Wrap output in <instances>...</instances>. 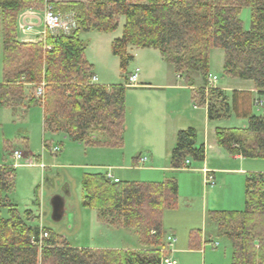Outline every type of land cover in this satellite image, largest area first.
Segmentation results:
<instances>
[{
    "label": "trees",
    "instance_id": "trees-1",
    "mask_svg": "<svg viewBox=\"0 0 264 264\" xmlns=\"http://www.w3.org/2000/svg\"><path fill=\"white\" fill-rule=\"evenodd\" d=\"M43 4L44 0H0V107L16 114L40 105L26 93L25 84L46 83V133H64L87 147H123L127 86L92 84L93 66L85 58L87 44L81 40L83 32H115L122 18L123 34L113 41L112 53L119 58L123 73L133 60L128 46L153 48L187 86L194 87L195 74L205 82L208 79L211 50L221 49L225 76L251 81L264 94V0L50 3L56 11L74 12L76 29L71 34L49 33L44 43L19 41V14ZM245 8L251 10L249 30L241 19ZM193 99L198 107L207 108L211 121L231 114L225 94L218 89L207 92L195 88ZM216 138L230 155L264 159V114L250 116L246 128L218 129ZM190 159L199 163L206 159L205 146H197L193 128L178 133L171 167L183 169ZM15 171L13 166H0V264H162L163 214L177 208L176 179L116 183L105 174L83 176V206L96 210L99 220L110 228L137 231L145 249H78L46 228L49 238L39 250L33 244L40 237V229L30 224L32 212L21 213L7 196L15 188ZM245 189L243 211H212L209 217L232 246V264H263L264 174L250 175ZM4 209L7 218L2 215ZM255 242H259V250Z\"/></svg>",
    "mask_w": 264,
    "mask_h": 264
},
{
    "label": "rangeland",
    "instance_id": "rangeland-1",
    "mask_svg": "<svg viewBox=\"0 0 264 264\" xmlns=\"http://www.w3.org/2000/svg\"><path fill=\"white\" fill-rule=\"evenodd\" d=\"M63 13L74 14V12ZM241 19L244 23V28L249 30L251 27L250 8L243 9ZM124 24L125 18H122L118 29L111 34L96 31L83 32L81 34V38L87 44L85 58L93 66V73L98 76L99 82L110 81L116 85L124 84L127 82L125 77H128L130 73L135 72L137 68L140 69V76H142L143 79H151L154 83H158V76L160 77L162 75L164 69L167 70L166 73L172 74V66L165 62L163 63L160 52L153 48H140V51H138L141 52L140 55L130 61L126 68V73H123L120 67V60L112 53V41L122 36ZM17 34L18 40L21 41L19 39V33ZM223 64V50L212 49L210 52L209 72L218 76V83L222 84L231 79L236 81V85L244 86V81L225 76ZM101 75L102 77L106 76L108 80H102ZM183 81L182 84L187 86L185 80ZM41 86L44 88V95L39 98L36 96V91ZM25 87L26 93L31 99L39 101L40 105L32 106L27 110L21 109L17 111L16 116L12 109L0 107V164L8 163L10 166H13L15 163L10 154L14 149H21L26 152L29 151L31 153L30 157L32 156L35 160L42 162L44 168L42 170L39 167L16 166L14 176L15 188L13 192H11L10 198L19 204V210L21 212H24L27 207L34 208V200L36 198L38 203L35 206L38 207V205L43 204L42 220L44 225L63 238L66 236L68 243L73 247L88 248L90 245H93V243L100 244L106 242L126 247H138L140 248L139 250L145 249L141 243L138 232L134 230L109 227L110 229L101 231L91 224L90 215L93 216V214L96 213V210L85 208L82 204V179L84 173L111 172L113 175H118L122 182L155 183V181L162 179L161 174H155L143 168L134 169L132 171H119L116 169V166L120 165L122 161H125L126 164H130L131 166H135L137 161L136 158L139 155H141L139 158H150L148 153L144 151L138 152L136 149L132 150L133 148L128 144L126 145L125 142L123 147L120 148L87 147L82 143L74 141H62L61 135L54 137L49 133L45 135L44 138L46 139L45 141L51 145V149L44 148L43 107L45 105L46 83L25 84ZM189 88H191L192 91H188L187 93L190 96H193V90L198 87L195 85L194 87ZM136 94L137 93L134 89L127 90L126 127L133 121ZM260 98L264 102V94L260 95ZM191 100L193 101V104H196L193 97H191ZM245 106V111L252 115L259 116L264 114V104L259 107L251 101V105L246 104ZM213 121L226 122L230 127L242 128L248 125L247 118L235 117L232 114H230L228 118ZM23 137L28 138L29 146H26L23 143ZM54 147H60L61 151L59 153H54ZM65 150L70 154L67 155L66 153L65 155ZM117 159H119V161H117ZM22 162H25V159L19 163L22 164ZM149 162L147 164H149ZM189 162V168L180 169L183 171L169 174L165 180H162V182H164L168 179H172V176H174L177 179L179 186L177 208L174 210H166L163 216L165 213L169 212L176 214L174 212L179 208H182L183 199L180 196L183 197L184 195L189 194L193 197H198V199H202L203 192L205 191V196H207L210 204L209 209H219L220 211L225 209L228 211H243L245 209V183L242 182V177L237 179V176H234L231 179L227 190L226 188H223L221 191L219 190L217 193H214L217 187H206L204 185L205 176L202 178L200 172L193 171V169L195 170L196 168H199L202 163L195 162L192 159H190ZM246 162L247 165L245 167L247 170H255L264 173V159H246ZM57 196L64 199L63 215L60 221H55L52 213V200ZM213 198L217 199L218 204L216 208H210ZM199 201L196 200L197 203L193 206L195 210L200 208ZM2 215L4 218L8 217L6 209L3 210ZM175 219L181 221V218ZM189 220L195 225H200L202 222L201 214H195V218ZM195 234L201 236L199 231H195ZM212 240L213 242L221 244V247L215 249L212 247L211 243L206 244V264L229 263L232 256V246L230 242L224 237L217 236H212ZM254 247L259 250V242H255ZM224 250H226L227 256L224 254ZM226 257L227 259H225ZM197 260L198 262L202 261L200 258Z\"/></svg>",
    "mask_w": 264,
    "mask_h": 264
},
{
    "label": "crops",
    "instance_id": "crops-1",
    "mask_svg": "<svg viewBox=\"0 0 264 264\" xmlns=\"http://www.w3.org/2000/svg\"><path fill=\"white\" fill-rule=\"evenodd\" d=\"M45 1L54 4H64L71 2H85L87 0ZM18 33L19 39L21 41L28 42L25 40V36H23L20 32ZM30 37L34 38V35H31ZM81 40L84 41L82 38ZM139 49L140 48L128 46L127 52L133 57V60L140 55L141 52H138L140 51ZM161 59L164 63L165 60L162 56ZM172 71V74H169L166 73L167 70L164 69L162 75L160 77L158 76V83H154L151 79H143L142 76H140V69L137 68L135 72L130 73L126 83L118 84L127 85L129 78L132 75H138L136 86L127 87V90L134 89L137 94L135 96V109L133 113V121L130 122L126 127L125 143L126 145L128 144L129 146H131L133 148L132 150L136 149L138 150V152L144 151L148 153L150 158L145 157L146 160L142 161L143 158H139L141 157V155H139L136 158L137 161L135 166H131L130 164H126L125 161H122L120 165L116 166V169L119 171H132L134 169L143 168L149 172L161 174L162 179H159V181H155V183H161L162 180H165L169 174H174L179 171H183L180 169H173L171 167L172 152L177 145L178 133L182 130L193 128L197 131L198 134L197 146L199 147L204 145L206 149L205 162L200 164L199 168H196L195 170L193 169V171L200 172L202 174V178L205 176L206 171L211 172L215 176L217 180L215 188H217H214V193H217L219 190L221 191L223 188H226L227 190L231 179L234 176H237V179H240V177H242V182L245 183L244 186H246V180L250 175L263 172L247 170L245 167L247 165L246 159L241 156H233L227 153L223 148L218 145L216 138V131L218 129H240V127H230L229 125H227L226 122L209 120L207 108H200L196 104H193V101L191 100V97L193 96H190L187 93L188 91H192V89L182 84V82H184L183 77L175 73L173 67ZM210 75L216 76L218 78L217 75L211 72H209V76ZM94 76L96 78V80L93 82L94 85L106 87L116 85L111 83L110 81L99 82L98 76L96 74H94ZM193 77L195 79V85L198 88H205L208 85V81L205 82L201 75L195 74ZM101 78L102 80H108L106 76L102 77L101 75ZM218 82L219 78L217 83L215 84V89H218L225 94L228 103L231 106V114L235 117H245L248 119L250 116H253L251 113L245 111V105H251V101H253L255 104V101L259 100L262 105L264 104V102L260 98V95L262 94L255 88L254 83L251 81H244V86L236 85V81L231 79L227 82H223L222 84ZM14 115L16 116L17 114L14 113ZM47 134L48 133L44 131L43 115V146L44 148L51 149V145H49L45 141L46 139L44 138ZM51 135L54 137H58L59 135H61L62 141H72L64 133ZM22 141L26 146H29L28 138L23 137ZM15 151L21 152L23 155L22 160L25 159V162L19 164L20 166L39 167L43 170L44 164L38 160H35L34 158H32V156L30 157L31 153L29 151L26 152L21 149H14L10 155L13 156ZM66 153L67 155L70 154L69 152H67V150H65V155ZM117 161H119V159H117ZM148 162L149 164H147ZM0 166H10V164H0ZM114 177L121 180L118 175H114ZM172 179L176 178L172 176ZM245 190L246 189H244V193ZM11 192L8 193L7 196L11 203L15 205L19 210V204L14 202L10 198ZM205 195L206 191L203 192L202 199H198V197H193L189 194L184 195L183 197L180 196L183 199V204L182 208L179 209L182 210L178 209L179 211L177 210L174 212L176 214H173V212L165 213V215L163 216V231L165 236L164 249L168 247V237H174L176 241L174 243L173 253L171 254V256L177 262V264H206V244L211 243L212 247H214L215 249L221 247V244H219L218 242H213L212 240V236H221L218 231L217 225L213 223L209 217L210 212L220 210L209 209L210 204L208 202L207 196ZM196 200H200V208L198 210H195L193 208V206L197 203ZM37 203L38 200L35 198L33 206L34 208L27 207L24 212H32L33 217L31 219L30 224L33 227H40L42 225L44 229H46L47 227L44 225L42 220L43 204L38 205L37 207L35 206ZM217 204V199L213 198L211 201L210 208H216ZM222 211L228 210L225 209ZM198 213L201 214L202 222L200 225H195L189 219H194L195 214L198 215ZM90 217L91 224L95 226L98 230L104 231L110 229L108 226H106L99 220L97 211L95 214H93V216L90 215ZM175 218H181V221H178V219L176 220ZM195 231H199L201 233V236L197 235L193 237L192 235L195 233ZM65 239L67 240L66 236ZM78 249L139 250L140 248L114 245V243L105 242L100 244L93 243V245H90L88 248L81 247ZM224 254L227 256L226 250H224ZM198 258L202 259V261L198 262ZM225 259H227V257ZM226 264H232V256L229 263L226 262Z\"/></svg>",
    "mask_w": 264,
    "mask_h": 264
},
{
    "label": "built area",
    "instance_id": "built-area-1",
    "mask_svg": "<svg viewBox=\"0 0 264 264\" xmlns=\"http://www.w3.org/2000/svg\"><path fill=\"white\" fill-rule=\"evenodd\" d=\"M37 2L41 0H35ZM18 32H20L23 36L26 37V41L28 42H36V43H44L46 41L47 35L50 33L51 35H60V34H71L77 27V20L75 15L72 13L65 14L61 11H56L54 6L49 2L44 0V4L42 8H30L21 12L18 16L17 20ZM34 35V38L30 36ZM51 47L47 46V49ZM138 75L134 74L129 78L127 83V87H135L137 82ZM96 80L95 76L92 78L91 83ZM208 85L205 87V90L208 92L212 89H215V84L218 81L216 76H208ZM44 95L43 86L39 87L36 91L37 97H42ZM256 106H262L259 100L255 101ZM54 153H59L61 151L60 147L54 148ZM12 158L14 159V165L19 166V162L22 161L23 155L19 151H15ZM146 159L143 158L142 161ZM190 162L187 161L184 165V168H189ZM107 179L118 183L119 179L114 177L111 172L105 173ZM204 185L207 186H215L216 179L215 176L209 172H205ZM40 229V237L38 240H33V244L39 247V250L44 248L43 241L49 238V234L46 229L41 225ZM175 238L172 236L168 237V247L162 249L163 258L162 264H177V262L172 258L171 254L173 253V246L175 243ZM217 246V244H216ZM264 264V263H263Z\"/></svg>",
    "mask_w": 264,
    "mask_h": 264
},
{
    "label": "water",
    "instance_id": "water-1",
    "mask_svg": "<svg viewBox=\"0 0 264 264\" xmlns=\"http://www.w3.org/2000/svg\"><path fill=\"white\" fill-rule=\"evenodd\" d=\"M63 209H64V199L60 196L53 198L52 213H53V219L55 221H60L62 219Z\"/></svg>",
    "mask_w": 264,
    "mask_h": 264
}]
</instances>
